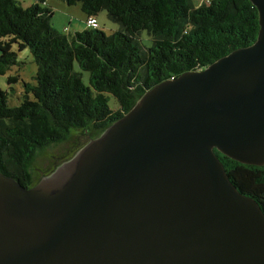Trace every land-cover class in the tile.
<instances>
[{
  "label": "water",
  "instance_id": "water-1",
  "mask_svg": "<svg viewBox=\"0 0 264 264\" xmlns=\"http://www.w3.org/2000/svg\"><path fill=\"white\" fill-rule=\"evenodd\" d=\"M251 1L253 44L158 83L34 186L0 171V264H264V212L214 151L264 165Z\"/></svg>",
  "mask_w": 264,
  "mask_h": 264
},
{
  "label": "trees",
  "instance_id": "trees-1",
  "mask_svg": "<svg viewBox=\"0 0 264 264\" xmlns=\"http://www.w3.org/2000/svg\"><path fill=\"white\" fill-rule=\"evenodd\" d=\"M63 1L80 3L86 17L97 21L105 9L121 28L108 34L98 21V28L63 34L51 26L55 12L47 0L27 7L0 0V74L17 62L14 46L29 47L37 64L36 82L23 80L19 104L11 105L9 92L0 89V171L26 188L34 186L32 167L40 152L64 143L76 129L100 135L158 83L253 44L260 29L251 0ZM142 30L150 46L141 44ZM75 61L89 72V85L74 70ZM19 80L8 77L10 84ZM107 94L116 98L115 107ZM214 151L231 182L264 212V165Z\"/></svg>",
  "mask_w": 264,
  "mask_h": 264
},
{
  "label": "rangeland",
  "instance_id": "rangeland-1",
  "mask_svg": "<svg viewBox=\"0 0 264 264\" xmlns=\"http://www.w3.org/2000/svg\"><path fill=\"white\" fill-rule=\"evenodd\" d=\"M55 1H57L53 6L55 13L51 19V26L54 29L63 34H67L68 32L74 34V32L83 30L87 27L85 22L86 15L82 11L80 3L69 5L63 0ZM17 2L19 1L17 0ZM97 18L101 27L108 34L121 28L120 23L109 18L105 9L99 12ZM140 37L143 46H150L152 44V40L145 30L141 31ZM14 50L17 51L16 64L9 67L4 74H0V89L9 92L8 101L11 105H17L23 100L20 93L24 87L23 80L35 83L34 76L37 71V64L33 60V55L29 47L18 51L17 47L14 46ZM74 70L81 74L83 83L89 85V72L82 70L77 61L74 62ZM10 75H19L20 80L10 84L8 82V77ZM11 89H13V91ZM107 96L109 105L115 107L117 103L116 98L111 94H107ZM84 129L88 135L83 133ZM94 137H97V134L90 128L76 129L64 143L40 152L32 167L34 185L41 180L42 176L51 173L55 169V166L71 158L78 149Z\"/></svg>",
  "mask_w": 264,
  "mask_h": 264
},
{
  "label": "crops",
  "instance_id": "crops-1",
  "mask_svg": "<svg viewBox=\"0 0 264 264\" xmlns=\"http://www.w3.org/2000/svg\"><path fill=\"white\" fill-rule=\"evenodd\" d=\"M19 1V3H20V5L21 6H30V5H32V4H34V3H36L38 0H18ZM55 2H57V1H55V0H47V3H48V5H50V6H54L55 5ZM86 16H85V20H86Z\"/></svg>",
  "mask_w": 264,
  "mask_h": 264
},
{
  "label": "built area",
  "instance_id": "built-area-1",
  "mask_svg": "<svg viewBox=\"0 0 264 264\" xmlns=\"http://www.w3.org/2000/svg\"><path fill=\"white\" fill-rule=\"evenodd\" d=\"M86 24H87V26L92 27V28H98L99 27V23H98L97 19L93 16L86 19Z\"/></svg>",
  "mask_w": 264,
  "mask_h": 264
},
{
  "label": "flooded vegetation",
  "instance_id": "flooded-vegetation-1",
  "mask_svg": "<svg viewBox=\"0 0 264 264\" xmlns=\"http://www.w3.org/2000/svg\"><path fill=\"white\" fill-rule=\"evenodd\" d=\"M94 138H96V137H94ZM91 139H93V138H91ZM91 139H90V140H91ZM90 140H89V141H90Z\"/></svg>",
  "mask_w": 264,
  "mask_h": 264
}]
</instances>
